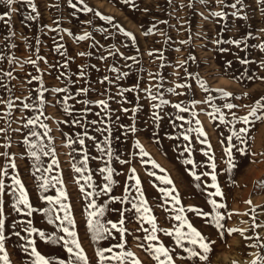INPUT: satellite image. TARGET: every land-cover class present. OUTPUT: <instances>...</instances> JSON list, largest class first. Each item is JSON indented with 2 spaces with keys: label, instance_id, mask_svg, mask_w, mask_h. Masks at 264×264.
Segmentation results:
<instances>
[{
  "label": "rangeland",
  "instance_id": "374dc122",
  "mask_svg": "<svg viewBox=\"0 0 264 264\" xmlns=\"http://www.w3.org/2000/svg\"><path fill=\"white\" fill-rule=\"evenodd\" d=\"M84 2L94 11H80L78 9L83 5L79 4L77 9H73L68 4V0H34L39 12L36 20L26 19L28 15H36V13L24 4L13 6L18 9L17 14L12 13L8 23L0 20L1 52L5 57L1 70L12 72V78L0 76V99L5 101L0 103V129H6L5 132H0V153H8L17 165L16 169H9V176L4 177L9 190L2 197L6 202L5 248L11 264H30L31 261L27 253L22 250L26 241L13 234L14 231H20L21 236L27 235L23 232L24 225L20 224V221L31 220L33 227L46 234H63L57 227L59 221L53 224L48 223V216L42 211L44 208H58V206L50 205L40 198L42 196L55 198L59 196L61 188L68 195L65 203L70 204L71 215L75 221L72 230L77 232L78 239L89 258V264H100L96 250L115 245L121 237L114 230V238L102 241L92 240L86 221L88 213L93 209L89 208L88 204L91 199H95L97 205H107L102 222L119 221L120 214L112 209L130 208L131 205H121L118 201H112L111 197L137 195L135 181L127 179L132 174L130 171L132 168H135V175L141 181V188L152 210L151 215L156 218L158 241L152 243L163 244L169 249H174L172 255L175 264H251L255 258L252 253L264 254L262 248L247 246L254 243L253 240L244 239V236H254L251 218L254 208L255 223L262 225L255 229V233H258L264 241V188L258 187V184L264 181V121H257L254 126H247L250 129L248 134L250 138L247 143L242 144L235 136L231 142L228 141V137L232 136L234 130L245 126L242 122L223 123L218 118L215 120L210 118L207 113L213 111V106L219 107L225 120L231 121L233 113L237 117L246 116L255 101L264 97V66L260 63L264 60V52L256 46L264 44V32L260 31L264 29V15L257 10L260 6L256 0H246L248 7L244 11L249 19L240 20L233 18L231 15L233 10L226 7L223 8L228 13L226 18L212 17L211 11L222 10V6L217 5L215 0H207L205 4H201L200 0H171V3L169 0H134L135 6L126 4L125 0H84ZM227 2L231 3L232 0ZM73 3H77V0H73ZM190 3L191 7H189ZM23 7L25 10L22 9ZM7 10L6 5L0 4V15ZM96 12L100 15H96ZM101 16L112 17V23L101 19ZM9 28L15 35L5 39L9 35ZM86 32L90 34L89 39H77ZM125 32L132 33L135 39L126 36ZM249 32L254 38L247 40L246 50L243 44L237 48L230 43L233 39L245 37ZM145 33L149 34L145 35ZM217 40L221 43L217 44ZM182 41L186 43H181ZM53 45L58 47L60 45V49L68 51V56H71L70 60L75 67L73 92H77V96L68 101L72 114L62 118L55 114L57 109L50 104L57 95L52 90L61 85V82H56L49 75V71L55 69V59L51 49ZM110 52L116 54L109 55ZM79 53H85V55L81 56ZM102 56L107 59H101ZM133 56L136 57L135 61L125 60V57ZM12 58H15L14 62L9 63ZM244 58L252 62L241 64L240 59ZM29 59L37 61L36 65L27 63ZM181 62L186 63H183L181 67ZM81 67L86 73L85 77L79 76ZM112 67L118 68L120 72H128L129 75L117 81L115 77L119 73L110 71ZM189 73L191 76L188 75ZM105 76L114 82L102 83ZM33 77H40V79H33ZM201 81L207 85L208 91L200 87ZM177 84H187L190 87L176 88V92L181 95L170 93L168 89L174 88ZM134 85L139 86L136 91L125 92L123 97L118 95L122 89L132 88ZM85 87L89 89L87 94L80 93L79 89ZM41 89L45 90L43 96L46 101L42 105L41 119L50 129L47 136H42L41 139L43 143L54 148L55 153L54 156L41 155L37 166L43 170L55 158L58 165H54L51 172L43 173V175L62 180V183H55L46 192L38 188V184L42 182L39 179L41 172H36L33 167L35 162L27 155V145L20 143L23 137L21 128L24 110L21 100L30 97L32 93L38 97V91ZM217 89L230 92L232 96L226 99ZM149 93L157 94L169 101L168 105L163 106L161 113L164 119L158 122L159 126L155 129L150 108L153 101L149 99ZM210 97L211 102H205ZM9 100L13 105L11 108L6 103ZM99 100L106 101L107 109L96 103ZM81 101L90 103L85 104ZM193 101L199 103L193 105ZM177 103L182 107H189L190 111L178 112L172 106ZM226 103L235 104L237 107L229 110L224 107ZM137 105L140 107L135 113L122 110L132 109ZM86 108L89 111L85 112ZM97 113L100 115L98 116ZM176 115H183L186 121H192L191 125L176 121L177 124L184 123V128L202 127L207 135V143H201L203 138H198L195 133L191 134L190 141H184L181 135L184 129L174 128L171 123ZM59 119L65 120V123H60L61 126ZM73 119L81 120L86 125L89 137H95V140L83 137L85 144L79 145L78 139L82 137H78L77 134H82L85 129L79 124L71 123ZM197 119L200 125L196 124ZM92 120L103 123L92 125L90 123ZM131 125L136 127L135 133L127 131L128 126ZM99 127L110 128L111 131H97ZM44 131L40 133L43 134ZM105 137H108V145L112 149L111 158L100 151V148L106 147ZM70 141L76 142L70 143ZM137 142L148 156L139 155L140 149L136 147ZM186 144H190L191 151H185ZM229 147L232 148V160L235 164V167L231 169H229L226 152ZM238 149L245 151L241 152ZM84 152H87L89 157L86 165L88 171L84 175H91V183L95 188L89 187L85 180L80 179V174L73 168V165L83 166L81 160ZM109 159L111 163L108 166L114 169L113 179L116 181L112 185V191L85 198L89 192L101 191L105 181L99 169L105 167V162ZM189 159L193 161L192 164L184 163ZM120 160H126L128 163L121 164ZM153 160L160 166L159 168L153 167L150 162L145 163V161ZM212 163L216 165L215 183L223 193V198L215 196L211 199L227 205L225 209L219 210L225 215L222 221L225 228L243 230V236L240 232H234L231 235L225 232V238L221 240L218 230L212 224L206 223L209 217L198 216L194 212L187 211L188 208L194 207L204 213L213 212L212 205L208 203L210 199L208 193L216 191L215 188L210 187L213 184ZM8 164L9 160L0 155V169ZM33 172L35 177L32 175ZM193 172L201 176L200 181L195 180ZM203 173H209V175H203ZM11 175L19 176L28 193L30 203L34 208L40 209L31 217L23 213L17 215L11 210L13 202L10 190ZM159 176L170 178L173 184H163L157 179ZM77 180L80 181L79 184L76 183ZM81 185L84 187V192L80 191ZM126 187H129L130 193L125 192ZM173 187L176 189L173 195L178 194L180 206L186 209L185 216L188 221L203 236L216 242L212 245L213 251L209 254L207 262L188 259V254L175 244L174 236L165 234V231H174L179 226V222L173 219L176 213L168 210L172 206L171 203L163 205L165 197L160 189L170 190ZM249 200L251 204L248 203ZM229 213L230 218H228ZM60 215L62 216L63 213ZM134 216V211L126 212L124 216V226L128 229L125 234L127 250L135 253L142 264H157L144 248L138 247V243L147 244L148 242L143 240L145 233L141 230L140 221ZM14 222L18 224L16 229L11 228ZM142 227L150 229L151 225L144 223ZM184 230L187 231L186 228ZM28 238L35 241L34 246L37 251L46 258L64 259L67 262L68 253L61 245L47 243L35 234ZM185 246L190 245L185 242ZM111 264L116 262L112 261Z\"/></svg>",
  "mask_w": 264,
  "mask_h": 264
},
{
  "label": "snow or ice",
  "instance_id": "6c2138e0",
  "mask_svg": "<svg viewBox=\"0 0 264 264\" xmlns=\"http://www.w3.org/2000/svg\"><path fill=\"white\" fill-rule=\"evenodd\" d=\"M207 0H200L201 4H205ZM258 5L260 6L257 10L261 13V15H264V0H256ZM126 4H132L134 5V0H125ZM169 3H171V0H169ZM215 3L219 6H222L221 11H211L210 15L214 18H226L228 16V13L223 10L224 7L230 8L233 11L231 12V15L235 19L240 20H248L249 17L244 11L248 5L246 4V0H232L231 3H228L227 0H215ZM0 4L7 6V11L4 12L3 15H0V20H5L6 23L10 21L12 13L16 12L18 9L13 7L16 4H24L27 5L29 8H31L33 13H36V15H28L26 17L27 20L33 21L36 20L39 16V12L37 10V7L34 3V0H0ZM68 4L71 8L77 9V5H83L82 8L78 9L83 12H93L94 10L89 7L84 0H77V3H73V0H68ZM192 4H189V7H191ZM96 15H100L99 12L95 13ZM6 18H8L6 20ZM101 19H104L108 21V23H112L113 18L109 16H101ZM88 23H91V21H88ZM227 27V26H225ZM55 31V29H53ZM103 30V29H102ZM122 30V29H121ZM106 31V30H104ZM261 32H264V29L260 30ZM71 34V33H69ZM149 33H145L147 35ZM15 33L9 28V35L8 37H5V39H10L12 36H14ZM126 36L131 37L133 40L135 37L130 32H125ZM90 38L89 33H84L83 35H80L77 37L78 40H87ZM249 38H254L252 33H247L245 37H242L240 39H233L230 41L231 44L235 45L237 48H240V46L243 44L245 45V50L247 48V40ZM181 43H186V41H182ZM217 44L221 43V41L217 40ZM14 47V45H12ZM260 48L262 52H264V44L256 45ZM56 51H60V48L57 47ZM179 51V49H177ZM116 53L110 52L109 55H115ZM151 54V53H150ZM79 55L83 56L85 53H79ZM5 57L3 55H0V61L4 60ZM15 58H12V60H9V63H13ZM101 59H107V57L102 56ZM131 59L133 61L136 60V57H125V60ZM190 59H194V57H190ZM252 61H249L247 58L240 59L241 64H248ZM27 63H31L33 65H36L37 61L29 59ZM183 63L181 62L180 66H183ZM261 66H264V60L260 61ZM64 67H67V63L65 62ZM130 67V66H129ZM113 73H119L115 79L118 81L122 77H127L129 75L128 72H120V70L116 67H112L110 69ZM186 71V70H185ZM86 73L81 67V70L79 72L80 77H85ZM191 76V74H188ZM0 76H6L9 78H12V72H3L0 70ZM33 79H40V77H33ZM249 79H252V77H249ZM113 83L114 81L111 80L108 76H105L103 78V82ZM138 85H134L132 88H125L119 91L118 95L121 97L124 96L125 92H132L136 91L138 88ZM181 87H190V85L187 84H177L174 88H169L168 91L170 93H174L176 95H181V93L176 92V88ZM200 87L203 88L205 91H208V87L204 82H200ZM45 90L41 89L38 91V97L36 105L24 103L23 108L25 109H31L33 111H39L40 105H43L45 103V99L43 96V92ZM52 91L56 93L65 92L67 93L66 88H54ZM89 91L88 88H81L79 89L80 93L87 94ZM149 91V90H144ZM219 94L224 98H229L232 96V93L227 92L223 89H217ZM69 99H73L72 96L66 95L61 99V103L64 105H67V101ZM149 99L153 101V103L150 105L151 111V118H152V124L154 129L159 126L160 121L164 119V117L161 115L163 111V106L168 105L169 101L166 99H163L161 96L157 94H151L149 93ZM212 98L210 97L208 101H205L207 103H210ZM156 101H159L156 103ZM0 103H5V101L0 100ZM8 104V107L11 108L12 102L11 100L6 101ZM81 103H90L89 101H81ZM98 105L104 106L105 109H107L108 105L105 100H99L96 102ZM193 105L196 103H199L198 101H193ZM175 109H177L178 112H189V107H182L181 104L177 103L172 105ZM139 105L136 107H133L132 109L124 108L122 109L124 112H137L139 110ZM225 108L231 110L237 107V105L232 103H226L224 105ZM63 111L71 115V111L69 107L65 106L63 108ZM84 111H89V109H84ZM217 114L218 117H217ZM10 115V113H9ZM40 115H43L42 111L40 112ZM99 116L100 114L97 113ZM194 116L196 114H193ZM207 115L212 119H219L223 123L227 124H233V121L236 123H243L245 125L244 127H240L238 130H234L232 136L228 137V141L231 142L233 136L236 137L237 140H239L242 144L247 143V140L249 137V127L248 125H255L257 121H264V97L258 99L255 101V103L251 106L250 111L246 116L243 117H237L235 113H233V120L226 121L223 112L219 107L213 106V111L208 112ZM118 119V118H117ZM176 121L186 122L187 124L191 125V120H185V117L183 115H176L175 118L171 121L172 126L174 128H183L184 131L181 133L184 141H190L191 140V134L195 133L198 138L201 139V143H207V135L202 127L197 126L195 128L189 126L187 128H184V123L177 124ZM39 123L40 127L44 128V133H40L36 130V125ZM73 124H79L82 128L85 129V131L80 134L78 133V137H82L78 139L79 145L85 144V139L83 137H87L88 139L95 140V137H89L88 132L86 130V125L79 119H73ZM92 125H97L98 123L102 124V121L92 120L90 122ZM196 124L200 125V121L197 119ZM24 128L29 129L28 136L35 137L36 141H31L28 136L24 138L22 141L23 143L28 145L27 148V155L28 157L32 158L34 160L33 167H35L36 172H41L40 182L38 184V188L44 190L45 192L48 190L50 186H54L55 183H62V180L56 177H45L43 173L51 172L54 165H58V161L53 158L51 163L48 164L47 167L43 168L41 170L40 167L37 166V164L40 162L41 155L43 156H54L55 149L51 148L49 144H45L42 141V136H47L48 131L50 129L48 128L47 124H44L40 121V116L35 115L31 118H28L26 123L23 125ZM124 127V126H121ZM234 127V125H233ZM97 131L101 132H110V128H103L99 127L96 129ZM6 129H0V132H5ZM16 131H20V129H16ZM128 132L135 133L136 127L134 125L128 126L127 128ZM127 134V133H126ZM170 138H177V137H170ZM49 139H51L49 137ZM76 142V141H70V143ZM105 144L106 147L100 148L101 153H105L109 158L112 157V149L108 145V137H105ZM136 147L140 149L139 155L141 157L148 156V153L143 150V148L140 146L139 142L136 143ZM209 147H211L209 145ZM185 151H191L190 144L185 145ZM238 151L244 152V149H238ZM226 152L228 154V165L229 169L235 167V164L232 160V148L229 147L226 149ZM0 155L5 156L6 159L9 160V164L6 165L3 169H0V264H11L9 255L5 248V241L7 239V236L5 235L6 232V225H7V219L5 214V200L2 198L7 194V191L9 190V185L5 183L4 177H7L10 175L9 169H16L17 165L14 162V160L9 156L8 153H0ZM207 155V153H205ZM88 154L87 152H84L83 159L81 160V167H77L73 165L74 171L76 173L80 174V179L85 180L89 187L95 188L94 185H92V177L91 175L85 176L84 173L88 171L86 165L88 163ZM119 159V157H117ZM212 158L210 157V160ZM150 162L153 167L159 168L160 166L153 160V161H145V163ZM111 159L105 162L106 166L99 169L100 173L103 175V179L105 183L103 184L100 192H89L87 193L85 198L92 197V196H98L101 193L107 194L112 191V185L116 183V181L113 179V173L114 169L108 165H110ZM121 164L128 163L126 160H120ZM184 163L186 164H192V160H185ZM211 167L213 169V173L211 174V179L213 181V184L210 185V187H213L216 189L215 192H209L208 196L210 197L208 203L212 205L213 212L210 213H204L202 210L194 207H190L187 209L188 212H194L198 216H205L209 217L206 220V223L212 224L217 230L218 234L221 238V240H224L225 238V232H227L228 235H231L234 232H240L243 236V230L240 229H227L225 228L222 221L225 219V215L222 214L219 210L225 209L227 205L225 203H218L217 200L211 199V197L219 196L223 198V193L221 192L219 186L215 183L217 180V176L215 175V163L211 164ZM131 175L127 177L128 180H134L135 181V190L137 195L131 196L130 194L125 195L124 197H111L112 201H118L121 205L124 204H130V208H114L112 211L118 212L120 214V219L117 222L107 221L102 222V218L105 214L107 205L100 206L96 204L95 199H91L89 201L88 207L93 209V211H90L88 213V219L86 221L87 229L91 234V239L94 241H102L107 240L113 237V231L120 234V240L115 245H112L108 248H100L96 250V256L99 258L100 264H105V262H108V264H111L112 261H115L116 264H142V261H140L136 256L135 253L132 251L127 250V241L125 238V234L128 232V229L124 226L125 225V213L126 212H133L135 213L134 218L138 219L141 223V230L145 233V236L143 240L147 241L148 243L145 244L143 242L138 243V247L144 248L146 252L150 254L152 259L157 262V264H175V259L172 255V252L175 251L174 249H169L168 247L164 246L163 244H154L152 242L158 241V228L156 224V218L155 216L151 215V208L148 206L147 199L145 198L144 191L141 188V181L140 179L135 175V168H132ZM161 171H164L161 169ZM32 175L35 177V172L32 173ZM150 175H155V173H150ZM196 181L201 180V176L197 175L195 172L192 173ZM203 175H209V173H203ZM163 184L166 185H172L173 181L166 177V176H159L157 177ZM11 196H12V204H11V210L17 213V215L23 213L27 217H31L34 212L40 211V209H36L33 207L32 203L29 201L28 193L25 190V186L18 175H11ZM79 180L76 181L77 184H79ZM199 187V185H197ZM258 187L264 188V181L260 182L258 184ZM80 191L84 192V187L81 185ZM176 191L175 187L172 189H165L161 188L160 192L164 194V201L163 205H168L171 203V208L168 209L171 212L176 213L173 217L174 220L179 222V226L175 228L174 231H165V234L168 236H174L175 244L182 248L184 252L188 254L187 258L190 260H198L202 262L209 261V254L213 251L212 245H214L216 242L214 240H210L203 236L187 219L185 216L186 209L181 205V201L179 199L178 194L173 195V193ZM126 193H130L129 187L125 188ZM42 199L46 200L48 204L58 206L57 207H49L44 208L42 211L48 216V223L53 224L59 221V224L57 227L59 228L60 232L63 234H46L44 231H39L37 228L32 226L31 220L26 221H20V224H23V232L26 233V236H21L20 231H14L13 234L17 237H19L21 240H25L26 243L22 246V250L27 253V255L31 258L30 264H89V258L86 255L85 249L82 247L79 239L78 234L76 231L72 230L75 226V221L71 215V206L68 203H65V201L68 200V195L66 191L61 188L59 189V196L52 197V196H42ZM249 204H251V201H248ZM162 205V206H163ZM179 206V207H177ZM60 213H63L61 216ZM230 213L228 214V218H230ZM252 221H253V230H254V236H244L245 240H253L254 243L247 245L250 248H262L264 249V241L261 240L258 233H255V229L262 227V225L256 224V216H255V209L253 208V214H252ZM144 223H147L151 225V228H143L142 225ZM18 227L17 223H12L11 228L16 229ZM187 229L185 231L184 229ZM38 235L41 240H44L47 243L51 244H59L64 249H66L68 253V260L67 262L64 259H49L46 258L44 255H42L39 251H37V248L34 246L35 241L29 239L28 237H31L33 235ZM138 240L140 238H137ZM185 242H187L190 246H185ZM114 249H119V251H114ZM106 253H110V255H106ZM252 255L255 257L251 264H264V254L262 253H252ZM181 259H184V257H181Z\"/></svg>",
  "mask_w": 264,
  "mask_h": 264
},
{
  "label": "bare ground",
  "instance_id": "6f19581e",
  "mask_svg": "<svg viewBox=\"0 0 264 264\" xmlns=\"http://www.w3.org/2000/svg\"><path fill=\"white\" fill-rule=\"evenodd\" d=\"M18 5V4H17ZM15 6V5H14ZM19 6V5H18ZM22 6V5H21ZM24 6V5H23ZM16 8V7H15ZM25 7H23L22 9H24ZM19 9H21V8H19ZM21 9V11H23ZM25 10V9H24ZM14 14H17V12L16 13H14ZM18 16V15H17ZM17 16H15V17H17ZM14 18V17H13ZM23 18V17H22ZM17 19V18H16ZM15 19V20H16ZM19 20H20V18H18ZM24 20V19H23ZM17 22H18V20H17ZM19 23H20V21H19ZM23 23H25V22H23ZM22 25V24H21ZM11 26V25H10ZM69 35V34H68ZM62 41V40H61ZM60 43V42H59ZM67 43V42H66ZM4 45V44H3ZM57 45H53L52 47H51V49L53 50L52 52H53V57H54V59H55V69H53V70H50L49 71V75H51L50 77H53L54 78V80L56 81V82H61V85H60V87H58V88H66L67 89V93H65V92H61V93H57V95H56V98H54L51 102H50V104H53L54 105V107L57 109L56 111H57V113H55V114H58L61 118L62 117H65V116H67V114L68 113H66V112H64L63 111V108L65 107V106H67V107H69V109H70V106H69V103H68V101L70 100H68L67 101V105H64V104H62L61 103V99L64 97V96H66V95H70V96H72V97H75V96H77V92H73V88H74V86H73V83H74V77H75V70H74V65L72 64V60H70L71 59V56L69 57L68 56V51L67 52H65L64 50H62V49H60V51H56V49H57ZM59 47H60V45H59ZM62 47H64V45L62 46ZM69 48V47H68ZM1 49H2V43H1V41H0V55H3V53L1 52ZM64 49V48H63ZM66 50H67V48H66ZM69 50V49H68ZM5 52V51H4ZM4 56V55H3ZM3 61V60H2ZM2 61H0V70H1V67H2ZM75 61V60H74ZM65 62L67 63V67H64V64H65ZM75 63V62H74ZM76 64H77V62H76ZM75 91V90H74ZM80 96V95H79ZM76 99V98H75ZM83 99V98H82ZM1 100V99H0ZM77 100V99H76ZM72 101V100H71ZM74 101V100H73ZM36 102H37V97H36V95L34 94V93H32L31 94V96L30 97H28V98H23L22 100H21V103H22V106H23V104L24 103H28V104H33V105H36ZM46 102V101H45ZM77 102V101H76ZM16 105V104H15ZM14 105V106H15ZM1 106V105H0ZM40 107V112H41V109H42V105H40L39 106ZM53 107V108H54ZM50 110V109H49ZM39 111H33V110H31V109H25L24 108V110L22 111V118H23V123H22V130H23V137L21 138V144H25V143H23L22 141L24 140V138L26 137V136H28V134H29V129L28 128H24L23 127V125L26 123V121H27V119L28 118H31L32 116H35V115H39L40 116V121L42 122V119H41V115H40V113H39ZM53 112V111H52ZM55 112V111H54ZM53 112V113H54ZM43 113V112H42ZM54 116V115H53ZM54 117H52V119H53ZM68 121V120H67ZM54 122V121H53ZM58 122H59V125H60V123L62 124V123H65V120L63 119H59L58 120ZM71 123H72V121H71ZM51 126V125H50ZM61 126V125H60ZM66 126V125H65ZM54 128V127H53ZM61 129V128H60ZM59 129V130H60ZM36 130L37 131H39V132H41V131H44V128H42V127H40V125H39V123H37V125H36ZM62 130V129H61ZM64 130V129H63ZM56 132V131H55ZM64 132H65V130H64ZM44 133V132H43ZM63 134H66V133H63ZM44 137H46V136H44ZM28 138L31 140V141H35V137H30V136H28ZM46 141H47V139H46ZM27 145V144H26ZM27 147H28V145H27ZM42 157V156H41ZM257 176V175H256ZM248 181V180H247ZM37 189V188H36ZM40 189V188H39ZM40 192H41V190H40ZM39 193V192H38ZM41 195V194H40ZM41 198V197H40ZM41 200V199H40Z\"/></svg>",
  "mask_w": 264,
  "mask_h": 264
}]
</instances>
